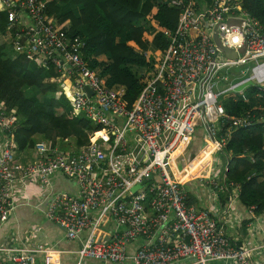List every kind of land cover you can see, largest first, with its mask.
Here are the masks:
<instances>
[{"label":"built area","instance_id":"obj_1","mask_svg":"<svg viewBox=\"0 0 264 264\" xmlns=\"http://www.w3.org/2000/svg\"><path fill=\"white\" fill-rule=\"evenodd\" d=\"M50 1L0 0V12L8 23L1 39L13 56L53 69L58 77L50 82H57L62 90L56 96L64 94L76 118L85 117L101 130L93 132L90 143L77 153L39 142L34 148L37 158L22 164L15 140L17 118L1 103L0 229L14 210L18 182L37 177L51 197L46 218L63 230L68 241L88 232L76 264L90 260L253 264V254L264 249V242L252 248L228 237L226 224L236 214L241 187L228 184L227 167L220 172L214 156L224 151L236 130L264 123V109L261 117H232L222 103L248 102L244 91L251 88L263 100L264 26L243 10L242 0H212L203 8L196 0H170V6L180 9L177 29L164 32L170 40L168 49L145 53L154 60L153 69L141 75L143 90L129 106L125 87H109L100 71L84 59L85 40L69 33V23L62 25L49 14ZM229 19L236 23L229 25ZM216 35L223 47L238 54L237 59L226 56L214 40ZM249 62H255L252 70L235 78L248 73L249 79L219 89L229 80L228 72L222 75L224 70ZM248 81L254 85L234 91ZM199 128L205 132L206 144L213 146L212 161L198 177L182 182L177 174L199 154L183 164ZM98 133L104 137L96 138ZM55 175L74 181L77 194L53 193ZM219 193L227 197L221 213L197 205L201 196L206 202L218 201ZM190 197L195 204L189 203ZM254 209H248L251 221ZM35 254L44 255L45 264H54L53 251L43 246L0 243V264H37Z\"/></svg>","mask_w":264,"mask_h":264},{"label":"trees","instance_id":"obj_2","mask_svg":"<svg viewBox=\"0 0 264 264\" xmlns=\"http://www.w3.org/2000/svg\"><path fill=\"white\" fill-rule=\"evenodd\" d=\"M196 1L198 8L212 4V0ZM242 6L264 26V0H242ZM47 9L62 25L69 23L70 34L85 40L84 59L100 71L107 85L125 87L129 106L143 90L141 75L153 69L154 60L149 61L145 53L168 49L170 40L164 32L176 31L180 15V9L170 6V0H51ZM7 24V16L0 12V104L17 118V154L34 150L39 142L77 153L90 143V135L101 129L85 117L76 118L64 94L56 96L62 90L57 82H50L58 77L53 69L12 55L8 43L1 39ZM257 94L258 90L251 88L248 102L226 99L222 103L232 117H261L264 98L257 99ZM223 152L228 184L239 185L240 203L247 209L254 207V213L261 215L264 123L257 121L250 128L236 130ZM196 155L194 151L190 158ZM195 202L190 197L189 203Z\"/></svg>","mask_w":264,"mask_h":264},{"label":"crops","instance_id":"obj_3","mask_svg":"<svg viewBox=\"0 0 264 264\" xmlns=\"http://www.w3.org/2000/svg\"><path fill=\"white\" fill-rule=\"evenodd\" d=\"M193 146L189 154L191 155L193 150L199 154L187 169L179 173L182 180L198 177L209 166L207 153L209 146L206 144L205 132L202 128L198 129ZM17 156L22 164H27L37 158L34 150L19 153ZM51 180L50 190L53 193L77 194L76 183L63 175H55ZM15 198L12 215L0 229V243L12 241L26 247L43 246L45 249L53 251L52 262L54 264H76L77 252L83 248L88 232L83 233L79 239L68 241L63 230L46 218L45 212L51 197H49L48 191L41 189L37 177L28 179L25 183L18 182ZM226 199V195L222 193L218 194L216 202H206L205 198L201 196L197 205L199 207L207 206L213 214H217L224 209ZM235 208V216L228 219L226 224L228 237L233 243H246L252 248H259L264 242V213L256 215L255 219L251 221L252 215L239 200L235 203ZM34 258L37 264H45L44 255L35 254ZM252 262L253 264H264V249L254 252ZM84 264L112 263L90 260Z\"/></svg>","mask_w":264,"mask_h":264},{"label":"rangeland","instance_id":"obj_4","mask_svg":"<svg viewBox=\"0 0 264 264\" xmlns=\"http://www.w3.org/2000/svg\"><path fill=\"white\" fill-rule=\"evenodd\" d=\"M255 65V62H249V63H246L245 65L243 66H240V67H234V68H230L229 71L228 70H224L222 72V75H225L226 72L229 73V80L228 81H225V82H221L220 85H219V89L220 90H224L226 88H228L230 85H231V82L237 77V76H240L242 74V72H247V71H251L252 68L254 67ZM246 96H248V90H245L244 91ZM232 93V92H230ZM213 151V150H212ZM190 154L187 153L184 158H183V164H187L188 161L190 160ZM214 161L215 162H218L221 164V166L218 168L220 170V172L223 171L224 169V165L227 161V158L225 156V154L223 152H219V153H216L215 156H214ZM139 189V187H135L133 189L134 192H137Z\"/></svg>","mask_w":264,"mask_h":264},{"label":"water","instance_id":"obj_5","mask_svg":"<svg viewBox=\"0 0 264 264\" xmlns=\"http://www.w3.org/2000/svg\"><path fill=\"white\" fill-rule=\"evenodd\" d=\"M228 23H229V25H234V24L236 23V20H234V19H229ZM214 40H215L216 44H217L219 47L222 48V50L225 52L226 56H227L229 59H237L238 54H237L236 52H234V51H232V50L226 48V47H223V46L221 45V43H220L219 38H218L217 35L214 37ZM243 52H244L243 49L240 50V53H241V54H242ZM247 79H249V74H248V73H247L245 76H243L242 78L234 79V80L232 81V86H235V85L239 84L240 82H242V81H244V80H247ZM253 85H254V84H253L252 81H248V82H246L245 84H243V85H239L238 87L234 88V91H236V92H240V91H242L244 88H246V87H251V86H253ZM179 168L182 169V165H180Z\"/></svg>","mask_w":264,"mask_h":264},{"label":"bare ground","instance_id":"obj_6","mask_svg":"<svg viewBox=\"0 0 264 264\" xmlns=\"http://www.w3.org/2000/svg\"><path fill=\"white\" fill-rule=\"evenodd\" d=\"M97 137L98 138H101V137H104V134L103 133H98L97 134ZM208 149V156H209V160H208V163H209V165H210V163H211V161H212V159H211V152H212V150H213V146L212 145H209V147L207 148ZM182 172V171H181ZM177 177H178V179L180 180V181H182V182H186V181H189L190 179H193V178H196V177H189L187 180H182L181 178H180V175H179V173L177 174Z\"/></svg>","mask_w":264,"mask_h":264}]
</instances>
